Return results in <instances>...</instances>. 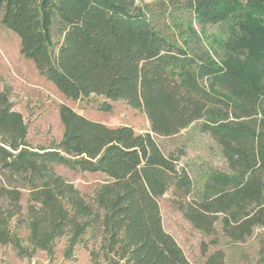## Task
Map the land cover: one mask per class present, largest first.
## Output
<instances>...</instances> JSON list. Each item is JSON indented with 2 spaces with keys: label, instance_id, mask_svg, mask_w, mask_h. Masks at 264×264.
I'll list each match as a JSON object with an SVG mask.
<instances>
[{
  "label": "trees",
  "instance_id": "obj_1",
  "mask_svg": "<svg viewBox=\"0 0 264 264\" xmlns=\"http://www.w3.org/2000/svg\"><path fill=\"white\" fill-rule=\"evenodd\" d=\"M0 18L67 99L101 97L105 112L124 101L150 123L137 133L63 104L61 141L34 148L0 90V245L20 251L26 227L37 250L52 252L72 224L73 249L93 225L107 264H192L163 225L159 199L171 193L212 244L220 228L234 247L209 253L204 243L203 264H264V0H0ZM229 20L216 50L194 30ZM189 130L217 147L226 170L182 162L184 147L164 150L160 139ZM56 164L105 176L97 210Z\"/></svg>",
  "mask_w": 264,
  "mask_h": 264
},
{
  "label": "rangeland",
  "instance_id": "obj_2",
  "mask_svg": "<svg viewBox=\"0 0 264 264\" xmlns=\"http://www.w3.org/2000/svg\"><path fill=\"white\" fill-rule=\"evenodd\" d=\"M141 1V0H139ZM150 2L152 0H146ZM232 21L218 25H194L203 43L213 50L219 49L221 42L228 36ZM0 90L7 92L14 110L23 115L27 126V140L34 148H50L61 141L63 125L59 108L65 104L79 114L110 127L129 126L137 133L150 130L147 117L139 110L132 108L124 101L109 102L110 112L100 109L105 102L101 97L92 96L86 100H70L37 71L34 63L25 59L20 52L19 38L6 29L0 18ZM166 152L184 147L187 154L182 162L198 165L208 163L221 170H226L225 162L219 151L207 137L197 135L191 130L183 132L172 139H160ZM199 166V165H198ZM55 172L73 184L80 192L85 203L97 210L96 194L105 180L100 173L74 171L64 165H54ZM28 193L25 191L22 204L27 205ZM161 216L165 230L181 246L192 264H203V244H208V252L218 249L227 250L231 255L235 250L229 245L221 229H218L219 243L212 244V237L204 236L184 218L179 209V201L171 193L159 199ZM73 226L70 224L59 238L52 252L37 250L31 241L26 227L19 230L20 251L12 245H0V264H107L103 244V233L99 226H89L82 240L71 249ZM241 249L249 256H255L256 242L248 241ZM244 256V255H243Z\"/></svg>",
  "mask_w": 264,
  "mask_h": 264
}]
</instances>
